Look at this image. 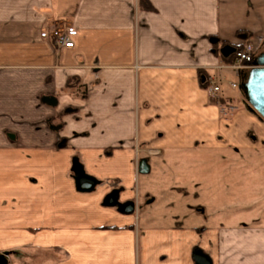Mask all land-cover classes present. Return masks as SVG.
I'll return each instance as SVG.
<instances>
[{"label":"crops","instance_id":"crops-1","mask_svg":"<svg viewBox=\"0 0 264 264\" xmlns=\"http://www.w3.org/2000/svg\"><path fill=\"white\" fill-rule=\"evenodd\" d=\"M149 1L154 11L139 0H0V252L35 250L37 264H195L201 249L213 264H264V218L251 204L240 221L224 205L208 220L180 187L203 194L225 152L264 145V117L221 83L249 69L220 53L248 38L264 54V0ZM54 27L77 29L72 48L41 37ZM76 157L94 190L77 189ZM153 167L179 170L166 202L142 198ZM115 189L134 212L104 204Z\"/></svg>","mask_w":264,"mask_h":264},{"label":"rangeland","instance_id":"rangeland-1","mask_svg":"<svg viewBox=\"0 0 264 264\" xmlns=\"http://www.w3.org/2000/svg\"><path fill=\"white\" fill-rule=\"evenodd\" d=\"M246 40L249 41L248 38H246ZM233 81L237 82L238 88H232L231 83ZM221 83L223 87L228 89L230 87L229 90H231V92L237 93L239 98H241L240 101L243 103L246 101V97L241 89V81L237 77L228 76ZM218 99L219 100L215 101L222 103V113L227 111V113L231 114L230 109H228L229 102L223 98ZM159 153V150L153 151L154 155H158ZM219 160L221 161V169L218 171V167L215 164V176L213 179L208 180L207 183L204 181L203 189H205L203 190V194L200 189L192 187L188 190L191 186L183 185L180 187H183L184 191L187 190L191 192L188 197L183 196V199L185 200L186 198L188 200L187 203H191L192 199H194V202L197 203L198 201V203H202V205L206 206L207 219L209 215H211L210 208L224 205L221 213L224 215L226 211L232 212L236 220L239 219L240 221V219L248 217L246 212L251 209L248 208L250 204L253 208L252 212H259V217L264 218V145L257 144L253 149H242L233 153L225 152ZM178 165L180 164L178 163ZM178 171L179 170L176 168H169V170L163 168L161 170V168L153 167V171L150 174L141 177L140 189L142 191V198H144L146 193H150L152 195H157L159 201L166 202L167 195L172 192L171 187L175 182V180L173 182V174ZM206 184L214 186L216 192L214 196L207 190ZM174 186L176 187L178 185L175 183ZM234 200L236 204L233 207H229L228 204ZM212 217L213 216H211V218ZM20 252L21 253L17 251H8L0 253L7 255L8 264H37V251Z\"/></svg>","mask_w":264,"mask_h":264},{"label":"water","instance_id":"water-1","mask_svg":"<svg viewBox=\"0 0 264 264\" xmlns=\"http://www.w3.org/2000/svg\"><path fill=\"white\" fill-rule=\"evenodd\" d=\"M235 52V46L226 44L220 49V53L224 57H229ZM241 89L246 97L251 110L261 114L264 117V54L256 57L253 61V67L243 73L241 79ZM54 98H46V101H52ZM72 170L75 174L76 187L79 191H92L99 184V181L93 176L88 175L79 159L73 160ZM139 171L148 173L150 165L147 159L139 162ZM120 191L115 189L108 194L104 200L107 206H117L119 211L124 213H132L135 210V203L132 201L120 202ZM195 264H213V260L201 249H196L193 253ZM0 264H8L6 254L0 253Z\"/></svg>","mask_w":264,"mask_h":264},{"label":"built area","instance_id":"built-area-1","mask_svg":"<svg viewBox=\"0 0 264 264\" xmlns=\"http://www.w3.org/2000/svg\"><path fill=\"white\" fill-rule=\"evenodd\" d=\"M77 35V29L73 27L59 28L54 27L46 29L41 32V37L44 39H51L58 48H72L75 44L74 38ZM234 59L229 62V66L238 71L246 70L253 67L255 59V50L251 42L242 40L235 46ZM232 88L238 86L237 83H231ZM221 87L219 85L213 86L214 92H219Z\"/></svg>","mask_w":264,"mask_h":264},{"label":"trees","instance_id":"trees-1","mask_svg":"<svg viewBox=\"0 0 264 264\" xmlns=\"http://www.w3.org/2000/svg\"><path fill=\"white\" fill-rule=\"evenodd\" d=\"M139 5L142 9L147 10V11H154L155 10L154 6L152 5V3L149 0H139ZM233 59H234V55H232V54L226 58L227 62H232ZM76 84H77V82L74 81V78H70L67 81L66 87L67 88L73 87ZM83 96L84 97L87 96L86 91L83 93Z\"/></svg>","mask_w":264,"mask_h":264}]
</instances>
